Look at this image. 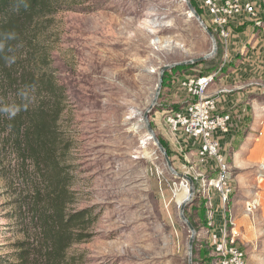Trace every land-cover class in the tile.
Wrapping results in <instances>:
<instances>
[{"label":"rangeland","instance_id":"374dc122","mask_svg":"<svg viewBox=\"0 0 264 264\" xmlns=\"http://www.w3.org/2000/svg\"><path fill=\"white\" fill-rule=\"evenodd\" d=\"M189 1L214 35L209 17L203 19L202 11ZM88 4L82 12L58 13L51 38L52 68L68 95L60 123L74 140L76 207L91 208L96 215L92 238L70 247L69 253L81 256L82 264H189L191 233L176 202L182 184L189 188L178 177L182 175L193 183L192 201L184 210L194 229L191 262L217 264L209 240L217 219L212 227L207 197L209 189L219 196L207 187V181L215 179L216 164L213 159L201 160L189 142L179 150L185 136L172 133L166 119L189 98L179 85L183 78L213 77L208 93L223 80L217 78L218 38L214 35V54L187 65L209 56L213 43L183 0H88ZM171 65L178 70L168 71L156 92L160 69ZM173 83L180 94L170 91ZM250 100L252 106L225 160L227 181L237 176L239 183H251V193L236 197L242 216L247 214L249 230L239 247L247 264H264V94ZM147 124L165 149L172 171L148 135ZM254 194L261 205L249 214L245 204ZM229 200L224 204L220 199L227 213L225 230L230 231L229 222L236 224ZM11 211L10 191L0 178V264H13L10 245L19 237Z\"/></svg>","mask_w":264,"mask_h":264},{"label":"trees","instance_id":"16d2710c","mask_svg":"<svg viewBox=\"0 0 264 264\" xmlns=\"http://www.w3.org/2000/svg\"><path fill=\"white\" fill-rule=\"evenodd\" d=\"M88 7V0H0V178L19 234L13 264H82L69 249L93 236L96 215L76 207L74 140L60 123L67 89L51 63L56 15Z\"/></svg>","mask_w":264,"mask_h":264},{"label":"crops","instance_id":"0c3cea01","mask_svg":"<svg viewBox=\"0 0 264 264\" xmlns=\"http://www.w3.org/2000/svg\"><path fill=\"white\" fill-rule=\"evenodd\" d=\"M196 9L201 10V17H209L204 8V0H191ZM253 6L254 13L252 15L240 14L232 17L229 20L228 38H218L221 48V55L218 70L221 72L218 77H224L217 88L210 89L207 95L211 98L219 111L228 113L230 115L229 130L226 135L215 134L214 138L218 141L220 152L225 158L226 151L231 145L232 138L241 128L242 119L249 111L248 106H252L251 97L253 95L259 96L264 94V0H244ZM205 21V20H204ZM230 66L225 74L222 72L227 66ZM174 95L180 94L177 83H173L170 89ZM173 95V94H171ZM187 99L181 101L185 103ZM178 102V100H176ZM169 146L173 148L172 138H166ZM185 139V140H184ZM181 143H178L179 150H183L189 145V148L198 147L197 140L187 139L181 137ZM171 148H169L171 150ZM250 156V155H249ZM226 159V158H225ZM239 163H234L237 167ZM250 182L239 183L237 176L230 177L227 181V186L231 189L230 205L232 206V213L235 219V230L238 231L239 244L242 245L243 235L249 230L246 226L247 214L244 212L242 216L241 206L236 202L238 194L247 196L252 190L249 189ZM258 194V193H257ZM254 194V195H257ZM209 205L211 209V224L215 231L210 234L211 252L215 254L216 258L222 245L223 233L226 229V221L224 213L225 206L220 201V197L209 189L207 193ZM240 201V200H239ZM246 215V216H245ZM250 218V217H248ZM250 220V219H249ZM237 226V227H236ZM246 239V238H245Z\"/></svg>","mask_w":264,"mask_h":264},{"label":"built area","instance_id":"2783aa9c","mask_svg":"<svg viewBox=\"0 0 264 264\" xmlns=\"http://www.w3.org/2000/svg\"><path fill=\"white\" fill-rule=\"evenodd\" d=\"M204 8L209 16L211 30L216 37L228 38L229 20L240 14L252 15L253 6L244 0H204ZM213 83V77H185L180 87L188 99L180 110H171L166 119L172 133L181 132L187 139L197 140L198 157L201 160L213 159L216 164L215 179L207 181V187L219 193L221 201L226 204L230 188L226 185L228 166L220 152L215 133H228L230 115L217 109L214 101L208 97L207 89ZM261 205L257 195L245 204L247 213L251 214ZM228 212V211H227ZM231 228L225 230L222 245L217 257V264H247L243 250L239 247V233L232 221Z\"/></svg>","mask_w":264,"mask_h":264},{"label":"water","instance_id":"95a60500","mask_svg":"<svg viewBox=\"0 0 264 264\" xmlns=\"http://www.w3.org/2000/svg\"><path fill=\"white\" fill-rule=\"evenodd\" d=\"M186 5H187V8H188V12L189 14L191 15V17H193L195 20H197V22L199 23V25L205 30L207 36L211 39L212 43H213V50H212V53L209 54V56L207 57H203V58H200V59H197L195 61H190V62H187L186 64L187 65H195L197 63H202L203 61H205L208 57H210L212 54L215 53L216 51V41H215V38H214V35L208 31V29L206 28L205 24L203 23L202 19L200 18V16L198 15V13L194 10L192 4L190 3L189 0H183ZM178 65H183V63L181 64H178ZM175 66L177 65H171V66H165L163 68L160 69V72H159V82H158V85L156 87V92H158L159 88L161 87V84H162V81H163V76L166 72L168 71H171L172 68H174ZM147 133L148 135L151 137V139L153 140V142L158 146L159 150L161 151V153L164 155L165 157V160L167 162V165L169 167V169L172 171L171 169V165L169 163V159H168V156L165 152V149L162 147L161 144H159L153 130L151 129V127L147 124ZM176 174V173H175ZM179 178L185 180L188 184H189V192H188V197L187 199L180 205V218L181 220L186 224V226L188 227L190 233H191V236H190V239H189V243H188V253H189V264H192L191 262V250H192V245H193V236H194V229L192 227V225L186 220V218L184 217V210H185V207L192 201V196H193V189H192V180L185 177V176H182V175H178Z\"/></svg>","mask_w":264,"mask_h":264},{"label":"bare ground","instance_id":"6f19581e","mask_svg":"<svg viewBox=\"0 0 264 264\" xmlns=\"http://www.w3.org/2000/svg\"><path fill=\"white\" fill-rule=\"evenodd\" d=\"M140 128V126L138 127ZM149 137V136H148ZM143 141V140H142ZM144 144V141L142 142ZM145 145V144H144ZM186 183V182H185ZM189 188L182 184L181 190L176 194V202L180 206L188 197Z\"/></svg>","mask_w":264,"mask_h":264}]
</instances>
